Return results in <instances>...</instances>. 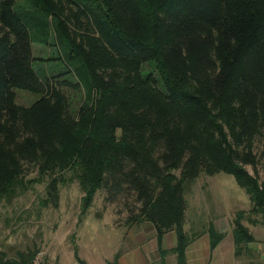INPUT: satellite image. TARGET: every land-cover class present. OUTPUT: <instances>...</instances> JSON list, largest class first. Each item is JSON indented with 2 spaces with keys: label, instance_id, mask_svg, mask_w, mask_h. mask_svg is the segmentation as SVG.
I'll return each mask as SVG.
<instances>
[{
  "label": "trees",
  "instance_id": "1",
  "mask_svg": "<svg viewBox=\"0 0 264 264\" xmlns=\"http://www.w3.org/2000/svg\"><path fill=\"white\" fill-rule=\"evenodd\" d=\"M263 136L264 0H0V200L46 182L41 203L58 207L77 179L82 213L101 189L123 197L127 224L176 230L186 264L198 236L184 229L186 195L201 173L234 175L260 217L247 219L264 225ZM245 215L237 253L255 241ZM207 231L214 248L224 233ZM36 252L0 250V264Z\"/></svg>",
  "mask_w": 264,
  "mask_h": 264
},
{
  "label": "rangeland",
  "instance_id": "2",
  "mask_svg": "<svg viewBox=\"0 0 264 264\" xmlns=\"http://www.w3.org/2000/svg\"><path fill=\"white\" fill-rule=\"evenodd\" d=\"M44 64L51 72L50 63ZM152 69L145 64L143 72L148 73ZM18 102L29 105L33 102L32 95L22 92ZM255 152L261 157L258 165L259 176L263 179L264 136L257 141ZM246 167L251 174L255 173L253 165ZM36 174V169L30 167L28 177ZM70 175L67 173V177ZM60 186L58 207L41 203L46 196V182L36 183L11 202L0 200V250L12 257L18 250L36 248V251H45L52 264H117L118 255L114 257V254L127 235L126 220L131 213L124 204V198L107 202L106 191L101 189L91 207L82 213L84 191L78 180H68ZM186 198L190 204L184 227L192 235L209 227L224 212L245 211L244 223L248 226L254 224L247 217L260 219L251 211L254 204L247 190L238 184L234 175L225 172L214 175L201 173L189 188ZM133 200L130 197V201ZM256 224L258 228H264L261 222ZM257 233L264 238V230Z\"/></svg>",
  "mask_w": 264,
  "mask_h": 264
},
{
  "label": "crops",
  "instance_id": "3",
  "mask_svg": "<svg viewBox=\"0 0 264 264\" xmlns=\"http://www.w3.org/2000/svg\"><path fill=\"white\" fill-rule=\"evenodd\" d=\"M236 214L237 212L231 211L221 213L214 222L217 229L224 233V237L214 248L211 247L208 226L197 233L198 236L186 248V264H264V238L257 233L264 228H258L255 226L257 224H246L254 234L255 241L237 253L233 231ZM184 229L189 233L188 229ZM125 230L127 235L123 238L122 246L114 254V257L118 255L117 264H178L177 254L173 252L178 243L176 230H168L159 238L156 226L146 220L127 224Z\"/></svg>",
  "mask_w": 264,
  "mask_h": 264
},
{
  "label": "built area",
  "instance_id": "4",
  "mask_svg": "<svg viewBox=\"0 0 264 264\" xmlns=\"http://www.w3.org/2000/svg\"><path fill=\"white\" fill-rule=\"evenodd\" d=\"M29 264H52L48 258H47V254L45 251L43 250H38L33 257L31 258V260L29 261ZM71 264H79L78 262H73Z\"/></svg>",
  "mask_w": 264,
  "mask_h": 264
}]
</instances>
